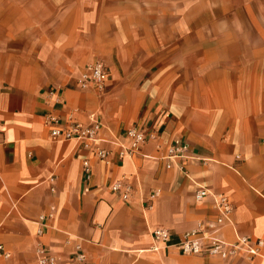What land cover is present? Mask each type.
<instances>
[{"label":"crops","instance_id":"crops-1","mask_svg":"<svg viewBox=\"0 0 264 264\" xmlns=\"http://www.w3.org/2000/svg\"><path fill=\"white\" fill-rule=\"evenodd\" d=\"M67 1L0 0V264H38V246L57 264L77 250L91 264H246L244 251L222 258L154 249L150 230L179 234L214 219L211 200L194 197L203 186L234 205L221 238L264 239V0H145V47L131 39L138 27L116 23L111 31L131 34L116 35L110 49L85 36L101 24L86 25L84 2ZM210 49L227 55L213 61L219 70L199 72ZM100 58L105 88H79L81 69ZM69 113L82 124L100 120L107 139L127 143L131 125L155 135L132 157L100 142L110 151L100 160L82 141L51 138L52 127H69ZM181 141L191 157L172 161L168 149ZM117 179L132 185L128 200L111 190Z\"/></svg>","mask_w":264,"mask_h":264},{"label":"built area","instance_id":"built-area-1","mask_svg":"<svg viewBox=\"0 0 264 264\" xmlns=\"http://www.w3.org/2000/svg\"><path fill=\"white\" fill-rule=\"evenodd\" d=\"M109 80V70L102 59H96L91 63L86 64L80 71L77 78V85L84 89L88 87H96L100 90L105 88ZM1 90V86H0ZM47 122L54 125H59L61 122L59 117L48 113L46 115ZM69 127L61 129L54 126L50 129V136L54 140H77L82 141L84 148L92 151L100 160H106L110 151L102 146L100 142H110L120 147L119 155L121 158L132 157L139 151V148L144 145L147 140L155 135V130L148 131L144 127L131 125L125 130L127 143L120 141L116 137L107 139L99 135V131L104 127V124L91 116L90 124H82L79 121L73 120L72 113L66 116ZM190 144L187 141L177 142L171 145L168 149L169 157L175 161L179 157H191ZM170 166V163L167 164ZM83 171L86 179L90 178V165L88 160L83 161ZM51 179H53L51 177ZM111 190L114 193L121 195L122 199L128 200L133 190L132 185L124 179H117L111 184ZM157 190L149 194V200H152L157 195ZM194 197L196 200L209 198L216 210L214 219L198 222L193 228L175 234L169 229L162 226L152 227L150 230L152 247L159 249L164 246L176 247L183 254H199L208 252L217 254L222 258H226L231 254L239 251L246 253V264H254V258L260 257L264 260V239L258 238L255 241H250L246 236L237 235L236 240L229 242L219 236V232L226 225H233L234 205L229 197L220 192H214L203 186H199ZM38 225V234L42 233V226L45 225V219ZM0 245V250H2ZM5 255H8L3 251ZM38 264H57L58 257L52 252L46 250L42 246L36 249ZM69 264H91L86 253L82 250L75 251L69 258Z\"/></svg>","mask_w":264,"mask_h":264},{"label":"rangeland","instance_id":"rangeland-1","mask_svg":"<svg viewBox=\"0 0 264 264\" xmlns=\"http://www.w3.org/2000/svg\"><path fill=\"white\" fill-rule=\"evenodd\" d=\"M84 4L82 5V3ZM60 6L63 5L64 7H67V0H59ZM70 7H75L76 4H80L84 7V10L89 12H85V23L86 25L89 24V21L91 20V23H93V20H96V22H99L101 24V30H92L91 32H86L85 36H89L88 38L94 39V40H99L101 43L104 44L105 47L110 49L112 45L115 43V38L116 35L118 37L122 38V35H125V38L127 35L131 34H125L122 32H117V31H111L114 30L113 27H115L116 23L117 24H125V25H133L134 27H138L139 31L135 32V36L132 40H135L137 42L136 45L139 47H145V39H147V33H145V29L141 31V26L145 27V0H69ZM75 3V4H73ZM137 11L140 13L137 16L133 17H116L112 19V16L109 15V12L112 10H118L121 14L125 13L126 10H133ZM100 11V12H98ZM142 13V14H141ZM99 14L101 16L99 17ZM133 34V33H132ZM246 39L253 38L251 36H245ZM130 39V38H128ZM121 40V39H120ZM141 49V48H140ZM201 50V49H197ZM209 50V49H208ZM219 50V51H217ZM253 50V49H249ZM260 51L262 55H264V49H257ZM211 51V58L213 59L210 61L207 59L209 62H207L205 65L200 66L198 69L199 72H209V71H216L219 70L217 66L215 65L214 62H217L216 59H220L223 57V55H227L225 52V49H210ZM223 51V52H222ZM190 50L189 49H183V55L189 54ZM104 60L103 58H100ZM221 61V60H218ZM214 65V66H213ZM213 80H207V81H202L200 79L197 80V85L198 86H203L206 85V83H213Z\"/></svg>","mask_w":264,"mask_h":264}]
</instances>
